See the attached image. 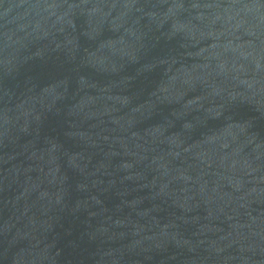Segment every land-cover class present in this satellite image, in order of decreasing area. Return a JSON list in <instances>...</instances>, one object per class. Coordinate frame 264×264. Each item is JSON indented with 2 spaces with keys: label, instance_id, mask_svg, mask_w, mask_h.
<instances>
[{
  "label": "water",
  "instance_id": "1",
  "mask_svg": "<svg viewBox=\"0 0 264 264\" xmlns=\"http://www.w3.org/2000/svg\"><path fill=\"white\" fill-rule=\"evenodd\" d=\"M0 264H264V0H0Z\"/></svg>",
  "mask_w": 264,
  "mask_h": 264
}]
</instances>
